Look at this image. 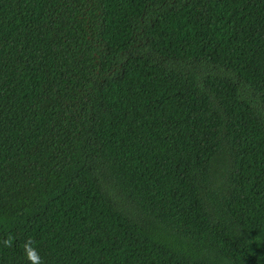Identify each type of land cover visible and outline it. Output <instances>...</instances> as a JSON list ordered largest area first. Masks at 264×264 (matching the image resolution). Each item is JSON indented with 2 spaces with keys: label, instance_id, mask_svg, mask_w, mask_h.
I'll list each match as a JSON object with an SVG mask.
<instances>
[{
  "label": "trees",
  "instance_id": "obj_1",
  "mask_svg": "<svg viewBox=\"0 0 264 264\" xmlns=\"http://www.w3.org/2000/svg\"><path fill=\"white\" fill-rule=\"evenodd\" d=\"M0 264H264V0H0Z\"/></svg>",
  "mask_w": 264,
  "mask_h": 264
}]
</instances>
